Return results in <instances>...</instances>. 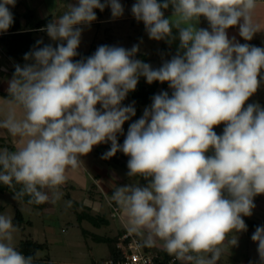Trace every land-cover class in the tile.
Here are the masks:
<instances>
[{
    "label": "clouds",
    "instance_id": "clouds-1",
    "mask_svg": "<svg viewBox=\"0 0 264 264\" xmlns=\"http://www.w3.org/2000/svg\"><path fill=\"white\" fill-rule=\"evenodd\" d=\"M16 2L0 0V33L13 25L9 6ZM170 5L172 15L165 18ZM105 8L114 19L124 15L120 0L68 4L40 29L55 46L37 40L24 54L26 63L14 65L0 130L19 145L0 147V183L19 186L15 200L55 203L69 171L94 146L110 142L101 158L122 152L129 157L127 176L147 181L112 191L127 231L143 237L144 246L159 243L179 264H218L228 245L238 244L236 233L247 231L243 217L253 214L254 197L264 194V107L247 103L264 81V47L228 36L233 27L244 41L260 32L258 0H136L131 13L149 39L171 44L178 30L177 54L159 68L135 58L138 44L101 45L74 59L84 27L97 20L94 10ZM201 17L208 28L197 27ZM140 77L148 84L167 82L172 92L155 94L120 144L123 125L136 115L135 102L123 101ZM221 124L218 135L214 128ZM18 230L0 214V264L39 259L38 250L25 256L14 245ZM251 240L264 264V226Z\"/></svg>",
    "mask_w": 264,
    "mask_h": 264
},
{
    "label": "rangeland",
    "instance_id": "rangeland-1",
    "mask_svg": "<svg viewBox=\"0 0 264 264\" xmlns=\"http://www.w3.org/2000/svg\"><path fill=\"white\" fill-rule=\"evenodd\" d=\"M76 2L77 0H17L15 6H9V8L12 13L18 14L20 21L24 23L25 14H34L38 18L51 14L52 19H54L67 10L68 4ZM120 2L124 7V15L117 19H111V21L99 23L95 21L90 27H84L78 49L90 51L92 55L97 47L101 45L121 46L125 49H131L133 45L138 44L140 50L135 58L149 63L153 68H159L165 61L172 58L169 50H171L172 54H177L180 43L177 29L173 28L172 30L176 39L171 44L165 41L149 39L143 22H137L131 13V7L136 0H120ZM158 2H162V0H158ZM40 4H42V7L39 6ZM172 11L171 5L164 10L165 18L171 17ZM40 14L44 16H40ZM105 15H109L112 18L110 8ZM254 20L260 24V32L256 33L251 41H244L239 36L238 27L228 29L229 38L235 37L240 43L264 47L263 3L258 2ZM197 27L208 28L207 20L201 19ZM35 34L52 44L56 43L50 40L46 32L41 33L38 31ZM163 42L166 43L169 50L161 47ZM1 60L4 61L1 68L6 69V71H0V119H3L7 111V103L2 98L6 99L8 97L7 82L12 78L14 65L20 63L12 61V64L4 56L1 57ZM138 85L149 86L150 84L146 82L144 77H140ZM156 91L157 93L163 91L160 85ZM165 91L169 92L172 90L166 87ZM127 101L128 105L133 103L131 99H127ZM247 103H258L264 107V81L261 82L257 92ZM144 109H142L143 112ZM143 112L139 116L135 115L131 120L125 122L123 125V136H126L129 124L139 119ZM17 115L21 116L22 113L18 110ZM223 127L224 125L221 124L215 127L214 131L218 135L222 134ZM0 137L5 142L12 143L15 148L19 145L18 140L10 137L6 130H0ZM103 145L104 143L94 146L91 153L82 157L83 163L81 166L76 170L69 171L67 183L60 188L61 198L55 203L51 201L45 203L41 210L32 209L27 203L15 200L12 193H0V214L12 218L18 208L23 216L32 222L31 225L25 228L23 233L18 230L14 234V245L18 243L20 238L28 234L38 241H45L47 247L39 251L40 256H49L52 264H98L109 256L110 245L113 243L114 237L118 234L120 228L116 216L119 209L115 210L113 208L117 206L111 200L114 186L137 182L141 185H146L147 181L139 177H127L128 159L120 155L116 154L110 159H102L103 154L109 150L105 149ZM113 158H117V161ZM96 161L102 164L103 167L105 166L106 170L112 171L121 180L118 178V182L115 178L112 179L113 176L110 175V172H101ZM100 173L107 175L108 181L113 185V188L109 191L100 190L94 184L96 177L101 178ZM97 174L99 175L97 176ZM91 197L95 199L96 208L91 203ZM68 201L72 202L71 207L67 206ZM254 203L253 214L250 217H243L245 223L247 219L260 222L263 218L264 194L254 197ZM83 216L86 218L84 219ZM255 228L254 226H247V231L236 233L238 244L233 247L228 245L218 264H261L257 252L258 245L251 240ZM232 235H229V239ZM139 237L143 239V237Z\"/></svg>",
    "mask_w": 264,
    "mask_h": 264
},
{
    "label": "trees",
    "instance_id": "trees-1",
    "mask_svg": "<svg viewBox=\"0 0 264 264\" xmlns=\"http://www.w3.org/2000/svg\"><path fill=\"white\" fill-rule=\"evenodd\" d=\"M122 1H131V0H122ZM103 2V0H102ZM109 8H105L103 12H101L99 9H95V12L97 16L101 17L103 16ZM14 17V23L13 25L9 28L7 32H4L0 35V44L2 45L5 54L10 58L12 61H16L17 63H20V65H23L26 63L23 59L24 54L28 53L31 51V49L36 45L37 40H43L44 44H50V42L46 41L43 38H39L35 32H38V30L41 29V27H45L47 23L52 20L51 14L46 15L45 17L38 18L34 14H25V21L22 23L19 19L18 14L12 13ZM201 19H204L201 17ZM52 44V43H51ZM56 43L53 44L55 46ZM42 46V45H41ZM162 48L168 49L167 45L165 42H163ZM169 50V49H168ZM79 55L75 57L74 59L79 60L81 58H86L91 55L90 51H83L80 49H77ZM169 53L172 54L171 50H169ZM161 86L162 90L165 91L166 87H169L167 82L165 83H160V82H153L149 86L145 85H137V88L135 91L130 92L126 99L123 101V104L126 106L128 105L127 99H131L133 102H135V109H136V116H138L141 112L142 109L146 106H150L152 103V97L155 94H158L156 89L158 86ZM172 91H169V95H171ZM123 135H118V142L121 141ZM0 147H8L9 150H15V147L12 143H7L4 141L2 137H0ZM103 147L105 149H110L111 145L108 143H104ZM118 153V152H117ZM19 190V186H16L15 188H10L6 185H3L0 183V193L4 192H9L14 194L15 191ZM20 201L27 203L28 205L31 206L32 209H43L45 204L41 205H35V204H29L28 197L25 196L23 199ZM75 202V201H73ZM117 206V205H116ZM118 207V206H117ZM84 213V212H83ZM85 219L86 217L83 216ZM14 225L18 227V229L23 233L25 228L29 225H31V220L26 219L20 209L15 210V214L12 217ZM247 226H264V214L263 218L260 222L253 221V220H248L246 221ZM126 230H121L118 232L117 235L114 237L113 243L110 245V254L107 258L109 257H118V250L116 248V242L118 237L125 232ZM17 249L25 256H30L34 255V253L38 250L41 251L44 248L47 247V244L45 241H38L34 239L30 234L23 236L22 238L19 239L18 243L15 244ZM145 248H150L145 246ZM157 252V258L156 261L160 264L164 263L165 261L169 260L171 256H169L163 248H158L156 249ZM36 264H52L50 262L49 256H40L39 259L36 261ZM174 264H179V262H175Z\"/></svg>",
    "mask_w": 264,
    "mask_h": 264
},
{
    "label": "built area",
    "instance_id": "built-area-1",
    "mask_svg": "<svg viewBox=\"0 0 264 264\" xmlns=\"http://www.w3.org/2000/svg\"><path fill=\"white\" fill-rule=\"evenodd\" d=\"M113 208L118 209L117 207ZM115 246L118 250V257L106 258L98 264H160L156 261V250L145 248L143 239L128 232L127 229L118 237ZM175 262L174 257H171L162 264H174Z\"/></svg>",
    "mask_w": 264,
    "mask_h": 264
},
{
    "label": "crops",
    "instance_id": "crops-1",
    "mask_svg": "<svg viewBox=\"0 0 264 264\" xmlns=\"http://www.w3.org/2000/svg\"><path fill=\"white\" fill-rule=\"evenodd\" d=\"M132 1V0H131ZM30 2V1H29ZM258 2H260V3H263L264 4V0H258ZM40 7H42V4H40L39 5ZM97 15V14H96ZM40 16H44V15H41L40 14ZM111 19H114V18H110V16L109 15H103V16H101V17H99V16H97V22L99 23V22H102V21H111ZM115 19H117V18H115ZM201 20V19H200ZM41 28H43V27H41ZM39 32H41V33H44V32H42V31H40V30H38ZM2 56H4V58L5 59H8L11 63H12V60L10 59V58H8V56L5 54V52H4V49H3V47H2V45L0 44V68H1V65H3L4 63V61H2L1 60V57ZM13 64V63H12ZM143 112V111H142ZM141 112V113H142ZM140 113V114H141ZM139 114V115H140ZM138 115V116H139ZM124 138H125V136H123L122 137V139H121V141H120V144L121 143H123V141H124ZM109 144V143H108ZM117 155H120V156H122V157H124V158H126V159H129V157H127V156H125L122 152H118V153H116ZM115 161H117V158H113ZM105 160V159H104ZM96 164H98L99 165V168H100V171L101 172H103V173H106V172H110V175H112L113 177H112V179H114L115 178V180H117L118 182H119V180H118V176L117 175H115L112 171H109V170H106L105 168V166L103 167V165L102 164H100L98 161H96ZM92 173H93V171H92ZM99 174H97V176H98ZM100 177L101 178H98V177H96V181H94V184H96V187L98 188V189H100V190H104V191H109L110 189H112L113 188V185L111 184V182H109L108 181V179L109 178H107V175H105V174H102V173H100ZM128 177V176H127ZM120 180H121V178H119ZM96 182V183H95ZM101 184H102V186H101ZM115 187V186H114ZM92 198V197H91ZM91 203H93L92 205H94L95 207L94 208H96L97 207V204H96V202H95V199H94V197L92 198V200H91ZM91 205V204H90ZM114 205H116L115 204V202H114ZM87 207V206H86ZM119 209V208H118ZM117 223H119V230H118V232H120L121 230H126L127 229V224H126V220H125V218L123 217V214H122V212L120 211V209H119V212H117ZM151 249H154V250H156V249H158V248H161V245L159 244V243H157L156 245H154V246H152V247H150Z\"/></svg>",
    "mask_w": 264,
    "mask_h": 264
}]
</instances>
